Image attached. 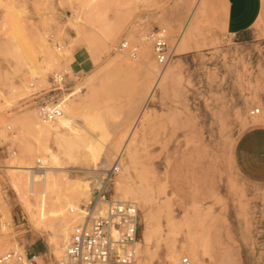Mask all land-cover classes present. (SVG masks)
I'll return each instance as SVG.
<instances>
[{"label": "rangeland", "instance_id": "374dc122", "mask_svg": "<svg viewBox=\"0 0 264 264\" xmlns=\"http://www.w3.org/2000/svg\"><path fill=\"white\" fill-rule=\"evenodd\" d=\"M221 11L220 0H0V255L36 252L28 247V238L36 235L46 245L39 262L57 264L64 256L65 248L62 258L51 251L49 231L30 223L20 195L35 205L34 195L27 193L28 185H12L8 167L28 159L43 165L45 154L26 121L43 98L25 106L21 99L31 94L29 83L47 92L50 83L42 77L49 82L52 73L62 72L68 87L83 88L66 96L79 103V128L105 144L119 146L128 139L134 145L130 183L144 205L115 190L119 164L108 195L138 207L136 260L142 250L143 263L173 264L172 247L179 264L184 259L264 264V0L247 41L225 32L217 20ZM155 28L170 36L173 57L166 67L158 65L145 40ZM123 41L138 47L136 58L118 51ZM146 48L159 73L173 71L152 96L156 78L139 60ZM118 56L129 63L119 73L106 72L103 68ZM256 109L260 113L251 115ZM119 156L126 161V152L119 151L106 170ZM81 168L63 172L89 175ZM35 187L41 190L42 184ZM81 201L78 207L89 202ZM148 211L158 230L147 245L142 240ZM72 216L75 226L80 219ZM60 227L56 223L55 232Z\"/></svg>", "mask_w": 264, "mask_h": 264}, {"label": "bare ground", "instance_id": "6f19581e", "mask_svg": "<svg viewBox=\"0 0 264 264\" xmlns=\"http://www.w3.org/2000/svg\"><path fill=\"white\" fill-rule=\"evenodd\" d=\"M66 57L69 61L71 53L66 51ZM139 60L147 69L153 72L156 78L153 90H151L150 93L152 96L159 83L163 79L170 77L173 74V71L170 69L159 73L158 66L151 58V53L147 48L141 53V58ZM124 63L126 65L129 62L123 57H114L103 69H105V71L108 73L115 71L118 72L119 70H122L121 66ZM42 82L46 85L49 83L45 77H42ZM23 89L25 92L30 91L27 88ZM79 109V103L75 102L74 100H66L64 105V114L53 123L42 121L36 113H33L27 117L26 121L29 123L31 135L36 141L38 146L37 148L42 150L45 154L43 157V165L37 167L34 165L33 161L28 159L26 161L15 160L10 166H8L11 169L9 175L11 177L12 185L15 188L20 184H24L25 186L28 185L27 193L34 195L36 202L35 205L30 203L27 194L20 195L21 202L28 214V218L32 226L38 231L42 229L49 231L50 233H48V235H52V237H50L49 246L57 258H60L63 255L62 250L67 245L70 238L71 229L74 227L72 224L75 220L73 219L72 213L70 214V210L76 208L79 209V202L81 200L88 202L94 191L101 187L102 177L100 175L102 171H106V169L110 166L114 160L115 154H118L119 151L126 152V161H123L121 157L119 158V165L122 167V171L118 177L115 178V182H113V185H115V190L121 192L123 198H133L138 200L142 206L144 205L143 197H137L139 192H137L136 188L130 183L137 161L133 143H130L127 139V141L119 146H116L117 144H105L102 141L96 139L97 136L95 137V134L83 131L77 124V115ZM141 116L143 115L141 114ZM42 140H46L48 143L42 144ZM116 160H118V158ZM37 161L42 162V159L38 158ZM70 165L83 167L78 170L87 172L89 175L81 177L71 176L64 173L63 171L71 169ZM55 171H61L64 174H55ZM37 172H40V174L37 175ZM35 183L42 184L41 190L36 189ZM57 189H59L60 193H56ZM44 198L50 199V201H52L51 205H46ZM97 210L100 212L101 208L98 207ZM149 213L150 212L148 211L144 216V227L146 232L144 239L142 240L147 245L150 242L153 233L158 230L154 228V225L151 224ZM77 216H75L76 219L78 218ZM56 223L61 225V230L59 232H55L54 225ZM167 227L169 226L167 225ZM1 228L4 229L3 224H1ZM161 234L163 233L161 232ZM170 235L171 234H169V237ZM155 236L157 237V235ZM196 243L197 242H195V244ZM138 246L140 245L138 244ZM185 248L186 247H184V249ZM192 248H194L193 245ZM183 251L186 252L185 250ZM174 254L175 253L172 247L169 248L168 255L171 258L170 260L173 264H176L178 261H176V255ZM138 255V260H136L135 264H146L143 263V261L146 260L143 256H141L143 255L142 250ZM40 257L41 256H38V259H40ZM192 260L195 262L196 258L193 256Z\"/></svg>", "mask_w": 264, "mask_h": 264}, {"label": "built area", "instance_id": "2783aa9c", "mask_svg": "<svg viewBox=\"0 0 264 264\" xmlns=\"http://www.w3.org/2000/svg\"><path fill=\"white\" fill-rule=\"evenodd\" d=\"M152 44L154 58L158 65L166 67L172 59L170 36L166 29L155 28L145 36ZM138 47H130L123 41L119 52H127L136 58ZM50 89L36 91L34 82L29 83L31 94L21 99L25 106L37 102L36 111L42 121L53 123L64 114L67 97L82 93L83 88L68 87L67 75L54 72L49 76ZM66 92L65 96H63ZM61 95V96H58ZM67 96V97H66ZM256 109L251 115L259 114ZM113 167L103 173L102 185L96 189L89 202L70 213L78 215L80 222L72 230L64 249V256L57 264H133L137 258L140 218L136 203L121 201L108 195L109 186L119 170V158ZM98 207L101 211L98 212ZM0 264H45L38 256L20 251H8L0 255ZM183 264H190L188 259Z\"/></svg>", "mask_w": 264, "mask_h": 264}, {"label": "crops", "instance_id": "0c3cea01", "mask_svg": "<svg viewBox=\"0 0 264 264\" xmlns=\"http://www.w3.org/2000/svg\"><path fill=\"white\" fill-rule=\"evenodd\" d=\"M223 11L217 20L225 32L234 39L247 41L251 37L254 24L259 18L262 0H220ZM28 247L34 255L46 253V245L41 237L36 235L28 238ZM27 251V250H26ZM31 253V252H30Z\"/></svg>", "mask_w": 264, "mask_h": 264}]
</instances>
